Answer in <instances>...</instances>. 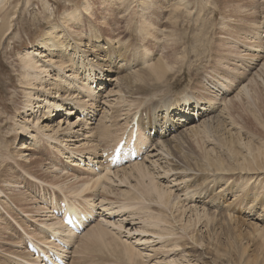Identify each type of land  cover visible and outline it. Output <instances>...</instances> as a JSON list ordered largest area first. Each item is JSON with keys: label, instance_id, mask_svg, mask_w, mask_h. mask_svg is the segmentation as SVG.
I'll return each instance as SVG.
<instances>
[{"label": "bare ground", "instance_id": "1", "mask_svg": "<svg viewBox=\"0 0 264 264\" xmlns=\"http://www.w3.org/2000/svg\"><path fill=\"white\" fill-rule=\"evenodd\" d=\"M116 1L120 5V0ZM132 1L136 8L132 10V15L134 19L137 17V21L124 29L131 35L128 38L107 34L103 40L100 39L102 33L95 25L98 23L91 21L94 17L92 5L85 1L80 12L75 8L65 14L60 26H50L34 48L24 52V71L20 79H23L29 97L30 117L19 122L17 130L27 142H22L13 150V155L8 156L11 158V168L21 177V181L12 177L15 175L11 173L7 178L0 179V210L5 211L9 220L19 228L20 235L14 229L1 226L3 223L0 220V264L33 263L20 246V238L24 235L42 245L50 243L47 241L50 236L58 237L70 248L62 253L67 261L74 254L77 255L75 251L83 241L87 244L88 240H97L104 244L103 247L112 244L114 253L111 254L116 262L218 264L213 256L211 259L205 256V242L196 236L205 234L208 227L241 230L240 227L244 225L254 231V264H264V229L232 216L240 206L249 209L247 204L237 203L239 195L231 196V200L225 202V193L205 191V198H202L194 197L197 193L193 196L190 192V186L198 183L195 180L199 178L207 183L208 176H211L208 184L215 183L217 173L236 177L233 181L238 183L231 182L235 187L242 185L241 191H244L255 173L264 172V147H254L253 152L241 138L229 136L214 148H202L201 153L186 150L189 146L198 147L207 143V136L218 122L228 123L220 102L229 93L228 79H224L228 85L220 79L210 87L199 83L200 77L197 76L193 79V88L178 100L172 99L164 105L154 106L148 109V114L147 111L140 114V108H134L145 82L159 85L167 74L169 77L177 72L182 63L180 57L171 60L173 62L167 61L165 56L154 54L157 50L153 52L150 49L148 44L160 47L159 35L164 31L154 26L152 21L160 18L165 8L173 6L171 20L176 28L178 24L175 19L181 13L179 10L188 15L190 5L187 0ZM240 13L241 10L235 17ZM247 13L253 16V20L245 26L254 28L255 44L250 52L256 56L250 69L256 71L264 60V36L261 42V23L258 22L264 14V0H255L254 7L250 6ZM100 24L105 28L103 22ZM237 81V93L227 99L230 108L234 99H248V88L252 85L248 79ZM94 84L95 88L92 89ZM240 92L243 96L238 98ZM81 114L86 116L82 120ZM135 121L137 124L139 121L143 133L148 132L147 137L140 141L139 135L133 144L134 149L142 151L140 161L135 160L115 170L107 169L105 161L100 159V154L104 152L102 149L114 148ZM257 121L256 125L264 132V117L262 121ZM190 132L194 135H188ZM151 134H154L153 137ZM232 141L245 155L238 157L241 151L231 153L224 149ZM57 153L65 159L64 167L58 168L54 163L57 161L52 160V155ZM79 160L84 161L87 167H79ZM92 164H96L97 171L92 170ZM5 174L1 173L3 176ZM29 179L36 181L46 196L57 201L61 196L62 200L75 204L79 202L83 206L77 210L88 213L94 210L99 218L92 221V225L80 237L63 235V229L48 217L50 213H46L43 207L47 201H37L23 187ZM198 184V187L206 185ZM39 198L41 196L38 195ZM61 203L63 207L69 205L66 201ZM210 208L213 212L209 211ZM14 210L16 217L9 214ZM172 212L179 216H174ZM112 231L123 234L126 240L116 237L118 244L116 241L115 244H106L105 235ZM185 250L194 253L199 250L201 253L194 255ZM158 256L165 260H160Z\"/></svg>", "mask_w": 264, "mask_h": 264}, {"label": "rangeland", "instance_id": "2", "mask_svg": "<svg viewBox=\"0 0 264 264\" xmlns=\"http://www.w3.org/2000/svg\"><path fill=\"white\" fill-rule=\"evenodd\" d=\"M85 1L92 5L94 17L91 18V21L97 22L100 25L95 24L99 28V32L102 33L100 39L103 40L107 37V34H112L113 36H117V38L121 36L123 39L131 36L127 32H124V29L127 28V26L131 27V23L132 26L135 25L137 21V17L134 19V15H132V10L136 9L134 7L135 2L132 0H120V5L122 6L118 5L117 3L119 1L116 0H0V179L7 178L11 173L15 175L12 177L19 182L21 181V177L11 168V164L9 163L11 158L9 157L13 155V150L20 146L22 142H27L25 139H22L20 132L17 130L19 122H23L24 119L30 117V110L27 104L29 97L27 96V90L23 79H20L23 77L24 71L22 68L24 52L34 48L38 43L37 41L43 37L44 32L50 28V26H60L62 24V17H64L65 14L75 10V8L80 12L81 6ZM254 1L255 0H187L190 5L188 15L184 11H181L182 9L179 10L181 13L178 15L177 19H175L178 24L176 28L173 27L171 20L174 10L173 6L165 8L160 18L152 21L154 26L165 32L162 31L163 34L161 33V35H159L161 37H159L160 47L155 48L154 45L148 44L150 49L153 52L157 50L154 54L160 57L165 56L167 61H174V58L180 57L182 63L178 66L177 72L171 73L169 77H167L169 75L167 74L166 78L159 85H151L147 82L144 83L146 85L143 86L141 95L135 102L136 107H134L137 110L140 108V114H146V111L148 114L150 112H148V109L150 110L152 107L159 104L164 105L172 99L178 100L182 95L193 88V81L197 76L200 77L199 83H203V85L206 84V86L210 87H213L212 85L220 79V81L226 85H228V83H226L224 79H228L227 81H229V86H227L229 95L226 94V96L224 95L225 99H220L222 103L221 107L222 110L224 109V115L228 123L223 121L218 122V124L212 128L214 130L207 136V143L199 144L198 147H196V145L187 147L186 150L191 153L196 151L201 153L202 148H204V150H208L210 147L214 148L216 144L223 143L229 136L241 138L253 152L254 147L258 149L264 147V132L256 125V122H258L257 120L262 121V116L264 117V60L261 61L263 65L256 71L250 69L252 63H254L253 61L256 59L255 54L250 52L254 50V28L252 26L247 28L245 26V24L253 20V16L248 15L247 10L250 6L254 7ZM127 4H129V6H127ZM160 4L164 5L163 2ZM171 4L173 5V3ZM240 10L241 13L235 17V14ZM154 15L156 14H152V16ZM85 18L88 19L87 17ZM261 18L264 19V14ZM262 19L258 21L261 23V42L264 36V26H261L264 25V20ZM101 22L104 23L105 28L100 24ZM106 28L108 31H105ZM170 31H173L172 33L174 36ZM174 37L178 40L177 42L173 39ZM262 48L264 50L263 45ZM238 79L251 80L250 83L252 85H249L248 88V99L243 98L240 92L238 93L240 94L238 98H242L240 100H235L233 98L234 100L230 108L227 99L237 93L235 88ZM200 92L206 93L205 90H200ZM210 95L211 94H207V96ZM33 100L34 103L35 97ZM191 134L194 135L193 132L188 133V135ZM217 138L219 139L217 140ZM188 139H192V137H188ZM224 149H228L231 153H238L241 151L238 157L245 155L244 151L239 150V147L234 141ZM52 156V160L57 161L54 162L56 166H59L61 161L60 167L66 165L58 153ZM64 157H66V155H64ZM252 158L254 159V156H252ZM9 169L10 172L8 171ZM66 171L73 173L70 170ZM3 172H6L5 176L1 175ZM220 174H216L218 178H214L215 183H211L210 185L208 183L209 180L212 179L211 176H208L209 180H207V183H205L202 178L195 180L198 183L200 182L206 185H204V187H198V183L192 184L190 189L192 188L193 191L189 189L192 195L194 196L197 193L194 197L203 198V193L205 191H207V193H225V202H229L231 196L239 195L240 197L237 203L247 204L249 209L246 210V208L244 209L240 206L232 216L235 215L234 217L241 218L246 222L258 224L259 228L264 229V210H262L264 209L262 208L264 206V172L255 173L254 179L249 180V186L244 189V191H241V189H243L242 185L235 187L234 183L231 182L236 177L230 178L232 176L229 174ZM23 187H25L29 195L37 201L41 202V200H46L48 203L52 199L49 195L46 196L42 193L43 191L36 181L29 179L26 184L24 183ZM40 193H42V195L41 198L38 199ZM47 197H49V200ZM57 199L61 202L66 201L67 204H73L72 206L78 208L83 206L79 204V202L75 204L65 199L62 200L61 196ZM183 205L187 208L184 202ZM43 207L46 211V206ZM209 211L213 212V209L210 208ZM15 213L14 210L9 214H11L12 217H16L17 215ZM172 214H174V216L177 215V213L175 214L174 212H172ZM0 215V220H2L1 222L3 223L1 226L14 229L18 232L17 235H20L19 228L9 220L10 218L6 215L5 211L1 212L0 210ZM240 229L241 230H231L208 227L205 234L196 237L200 241L205 242L203 244V253L205 256L210 259L213 256L217 259L218 264H254V231L245 225L240 227ZM105 237L107 239H105V241H107L105 242L106 244L109 242L115 244L117 240L116 237H121L123 240H126L123 234H118L116 231H112L111 234H106ZM108 238L111 239L108 240ZM88 242L84 244L83 241L81 244L83 249L77 247L78 249L75 251L77 255L74 254L71 259L68 258V264H127V262L123 260L121 262L115 261L114 255L111 254L114 253V248L111 246L112 244L109 247L108 245L103 247L104 244L99 243L97 240H88ZM116 242V244H118V241ZM98 244L100 246L102 245V248L98 247ZM106 248L108 249L106 250ZM106 251H108V253ZM185 251L194 255L201 253L199 250H196L197 253L190 252L189 250ZM158 257L160 260H165L162 256Z\"/></svg>", "mask_w": 264, "mask_h": 264}]
</instances>
